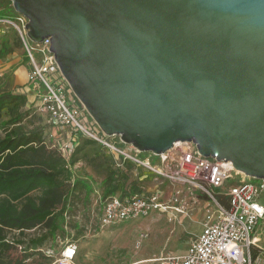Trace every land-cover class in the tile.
Wrapping results in <instances>:
<instances>
[{"label": "water", "instance_id": "95a60500", "mask_svg": "<svg viewBox=\"0 0 264 264\" xmlns=\"http://www.w3.org/2000/svg\"><path fill=\"white\" fill-rule=\"evenodd\" d=\"M99 129L264 179V0H11Z\"/></svg>", "mask_w": 264, "mask_h": 264}, {"label": "built area", "instance_id": "2783aa9c", "mask_svg": "<svg viewBox=\"0 0 264 264\" xmlns=\"http://www.w3.org/2000/svg\"><path fill=\"white\" fill-rule=\"evenodd\" d=\"M1 21L16 27L21 34L31 65L23 91L27 96L32 95L30 100L37 102V109L63 128L66 139L59 150L67 159L80 137L90 138L104 145L116 158L131 160L138 168L151 173L156 186L167 182L173 187L170 195L155 189L107 197L101 207L103 223L110 225L167 211L173 201L183 207L187 205V201L180 198L183 190H187L189 196L196 191H206L214 198L225 195L229 208L220 204L219 214L204 221L201 232L192 239L187 250L181 255L166 257L161 264H252L250 248L256 245V233L264 223V179L237 171L230 161L204 157L190 142H179L161 155H143L145 152L126 144L120 135L107 136L99 131L61 74L50 50V40L31 41L25 28L28 20L23 15L19 17L21 27L9 17ZM156 157L161 161L156 162ZM76 254L77 246L71 244L52 264H73Z\"/></svg>", "mask_w": 264, "mask_h": 264}, {"label": "rangeland", "instance_id": "374dc122", "mask_svg": "<svg viewBox=\"0 0 264 264\" xmlns=\"http://www.w3.org/2000/svg\"><path fill=\"white\" fill-rule=\"evenodd\" d=\"M20 15L11 0H0V93L27 85L25 82L31 65L21 34L16 27L1 21L9 17L21 27ZM30 99H33L32 95L28 96L25 116L17 125L25 131L41 129L49 145L62 147L66 139L63 128L54 124L46 113L35 107L37 102ZM8 119L7 114L0 118V134L5 131L2 122ZM103 159L102 155L92 152L72 167L74 178L87 181L92 191L86 195L82 190L72 197L66 219L69 226L66 225L54 239L45 242L43 250L46 253L50 251L57 258L62 249L75 244L77 256L73 264H161L166 257L184 253L192 239L201 232L204 221L219 214L221 205L210 193L196 191L195 195L189 196L187 190H183L180 198L187 201L183 207L173 201L170 209L156 211L150 217L105 224L101 217L105 174L100 163ZM155 161L160 162L161 159L156 157ZM144 172L141 176L144 191L159 189L164 195L173 193V187L167 182L156 186L158 184L152 175H145ZM230 182L232 180L228 184ZM41 232L42 229H37L27 234L35 236ZM256 235L259 240L250 248L252 264H264V223ZM33 259L43 261L39 255L29 261ZM49 262V259L46 260V263Z\"/></svg>", "mask_w": 264, "mask_h": 264}, {"label": "trees", "instance_id": "16d2710c", "mask_svg": "<svg viewBox=\"0 0 264 264\" xmlns=\"http://www.w3.org/2000/svg\"><path fill=\"white\" fill-rule=\"evenodd\" d=\"M27 102L23 88L0 93V118L9 115V119L2 122L5 131L0 134V264H51L55 261L56 257L46 253L43 245L69 226L66 219L72 197L82 190L86 195L92 191L87 181L74 178L72 170L92 152L104 158L100 163L105 174L103 201L115 194L123 197L144 191L141 185L144 170L142 172L131 160L116 158L98 141L80 137L67 159L58 147L46 142L41 129L25 131L17 125L25 116ZM144 174L151 173L145 171ZM216 198L229 208L227 196L217 195ZM37 229L43 232L28 236L27 232ZM36 255L43 261H29ZM48 259L50 262L46 263Z\"/></svg>", "mask_w": 264, "mask_h": 264}, {"label": "crops", "instance_id": "0c3cea01", "mask_svg": "<svg viewBox=\"0 0 264 264\" xmlns=\"http://www.w3.org/2000/svg\"><path fill=\"white\" fill-rule=\"evenodd\" d=\"M30 69H31V68H30ZM29 71H30V70H29ZM29 71H28V72H29ZM22 74H23V72H22ZM26 74H27V72H26ZM25 83L27 84V80H26ZM21 88H22V87H19V88H17L16 90L21 89ZM12 91H15V90H12ZM151 215H153V213H152ZM151 215H149V216H147V217H150ZM147 217H143V218H147ZM143 218H138V219H143ZM135 220H136V219H135ZM122 222H127V221H122ZM117 223H118V222H117ZM188 246H189V245H188ZM187 248H188V247H187ZM63 250H64V249H62L61 252H62ZM186 250H187V249H186ZM61 252H60V253H61ZM60 253H59V254H60ZM182 254H183V253H182ZM179 255H181V254H179ZM76 256H77V254H76ZM76 256H75V257H76ZM150 259H151V258H150ZM74 260H75V258H74ZM51 264H52V263H51Z\"/></svg>", "mask_w": 264, "mask_h": 264}, {"label": "bare ground", "instance_id": "6f19581e", "mask_svg": "<svg viewBox=\"0 0 264 264\" xmlns=\"http://www.w3.org/2000/svg\"><path fill=\"white\" fill-rule=\"evenodd\" d=\"M259 239L257 238V235H256V237H255V242H257ZM141 262H144V261H141ZM141 262H138V263H141Z\"/></svg>", "mask_w": 264, "mask_h": 264}]
</instances>
